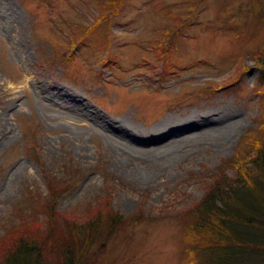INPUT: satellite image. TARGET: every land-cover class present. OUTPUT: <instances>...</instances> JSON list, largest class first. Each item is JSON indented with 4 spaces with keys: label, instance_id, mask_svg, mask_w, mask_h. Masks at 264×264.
Wrapping results in <instances>:
<instances>
[{
    "label": "rangeland",
    "instance_id": "rangeland-1",
    "mask_svg": "<svg viewBox=\"0 0 264 264\" xmlns=\"http://www.w3.org/2000/svg\"><path fill=\"white\" fill-rule=\"evenodd\" d=\"M99 1L0 0V223L66 162L59 211L110 196L127 219L83 264H188L179 212L264 119V0H123L89 32Z\"/></svg>",
    "mask_w": 264,
    "mask_h": 264
},
{
    "label": "trees",
    "instance_id": "trees-1",
    "mask_svg": "<svg viewBox=\"0 0 264 264\" xmlns=\"http://www.w3.org/2000/svg\"><path fill=\"white\" fill-rule=\"evenodd\" d=\"M122 1H99L108 3V11L87 30L104 33ZM164 46L168 47L166 42ZM263 53L255 59L264 84ZM258 92L264 103V87H258ZM258 119L251 150L230 160L233 173L225 166L213 176L202 199L179 212L188 218L183 231L188 264H264V119ZM33 144L35 148L37 143ZM62 163L57 171H45V189L34 184L27 187L0 223V264H83L82 251L126 225L127 219L112 207L110 196L59 211L60 198L74 189L80 175ZM141 218L139 213L129 219L133 223Z\"/></svg>",
    "mask_w": 264,
    "mask_h": 264
},
{
    "label": "bare ground",
    "instance_id": "bare-ground-1",
    "mask_svg": "<svg viewBox=\"0 0 264 264\" xmlns=\"http://www.w3.org/2000/svg\"><path fill=\"white\" fill-rule=\"evenodd\" d=\"M164 126H167V124H163L162 127L157 128V131H158V130H159L160 132L163 131V127H164ZM204 129H205V128H204ZM159 131H158V132H159ZM182 138H185V137H182ZM175 141H176V139H174V140H172V141H168L167 143H168V145H170V144H173Z\"/></svg>",
    "mask_w": 264,
    "mask_h": 264
}]
</instances>
